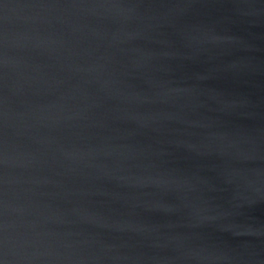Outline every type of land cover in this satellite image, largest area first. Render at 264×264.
<instances>
[{"label":"water","instance_id":"obj_1","mask_svg":"<svg viewBox=\"0 0 264 264\" xmlns=\"http://www.w3.org/2000/svg\"><path fill=\"white\" fill-rule=\"evenodd\" d=\"M0 264H264V0H0Z\"/></svg>","mask_w":264,"mask_h":264}]
</instances>
